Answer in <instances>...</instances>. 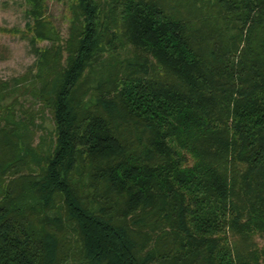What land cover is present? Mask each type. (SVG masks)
I'll return each instance as SVG.
<instances>
[{"label":"trees","instance_id":"trees-1","mask_svg":"<svg viewBox=\"0 0 264 264\" xmlns=\"http://www.w3.org/2000/svg\"><path fill=\"white\" fill-rule=\"evenodd\" d=\"M27 1L0 264H264V0Z\"/></svg>","mask_w":264,"mask_h":264},{"label":"rangeland","instance_id":"rangeland-1","mask_svg":"<svg viewBox=\"0 0 264 264\" xmlns=\"http://www.w3.org/2000/svg\"><path fill=\"white\" fill-rule=\"evenodd\" d=\"M44 15L58 31L60 37L65 38L72 20L71 0H43ZM30 8L27 0H0V29H14L24 31L31 18L26 11ZM38 47H48V42H39ZM35 61L28 40L22 39L20 34L0 32V80L16 78L24 73ZM43 127L51 132L52 121L49 116L43 119ZM40 123V121H38ZM259 240L264 245V240Z\"/></svg>","mask_w":264,"mask_h":264}]
</instances>
